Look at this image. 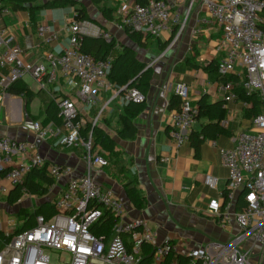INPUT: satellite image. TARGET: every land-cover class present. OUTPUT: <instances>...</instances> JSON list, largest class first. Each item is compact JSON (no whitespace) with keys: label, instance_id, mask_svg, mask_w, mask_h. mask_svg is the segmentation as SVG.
<instances>
[{"label":"built area","instance_id":"built-area-1","mask_svg":"<svg viewBox=\"0 0 264 264\" xmlns=\"http://www.w3.org/2000/svg\"><path fill=\"white\" fill-rule=\"evenodd\" d=\"M195 1H200L222 28L220 49L225 55L217 64L218 73L222 77L233 73L241 76L240 82L229 79L219 85L225 102L237 100V88L241 86L247 96L256 95L262 107L253 118V128L234 137L232 147L220 149L222 164L229 172L228 189L224 203L213 198L208 205L210 215L219 217L225 225L235 223L238 233L228 241L184 247L177 253L172 241L157 242L158 232L147 220L124 219L123 201L93 174L108 166V159L95 151L92 131L83 135L84 120L75 101L62 96L58 101L62 122L38 120L33 130L41 140L58 137L61 145L81 150L84 175L74 176L72 165L47 163L32 141L0 137V175L13 187L23 184L34 168H46L54 180L47 191V195L52 194V213H36L34 223L21 230L8 228L16 223L14 218L7 221L0 243V264H164L167 261L178 264L179 255L188 258L187 264H260L256 257L263 259L264 256V0H191L190 5ZM118 2L119 26L125 31L160 38L170 33L174 24L180 23V16L173 15L168 0ZM0 11L10 12L1 0ZM76 17L68 25L69 44L58 54L47 52L48 66L26 60L16 34L0 29V70H7L0 76V84L8 88L26 74L39 82L45 77L53 81L59 70L68 85L79 87L78 96L87 106L95 104L94 86L105 84L114 57L95 59L80 49L82 36L92 33L89 26ZM183 27L180 26V30ZM38 35L47 44L58 38V33L48 24L38 27ZM104 37L111 39L108 34ZM173 89L180 103L171 115V136L177 146H183L190 140L199 106L193 104L186 82L177 81ZM118 93L127 103L146 100L136 87L124 85L118 87ZM244 103L252 107L251 100ZM98 119L99 116L92 126ZM229 120L224 118L222 124L228 125ZM207 181L214 185V179ZM57 189L61 190L55 194ZM9 191L8 186H0V193ZM21 191L23 197L30 195L24 187ZM238 192L243 193V199L237 208ZM107 212L120 220L109 231L97 233L108 218ZM27 220L24 219L22 225ZM148 248L152 249V259L145 263L150 254Z\"/></svg>","mask_w":264,"mask_h":264},{"label":"crops","instance_id":"crops-1","mask_svg":"<svg viewBox=\"0 0 264 264\" xmlns=\"http://www.w3.org/2000/svg\"><path fill=\"white\" fill-rule=\"evenodd\" d=\"M75 1L74 5L43 8L35 13L34 20L26 8H10L8 13L0 11V29H9L16 34L26 60L43 63L45 66L49 65L45 57L47 52L58 54L69 44L71 32L68 25L77 15L76 18L89 26L92 34L87 36L108 34L115 39L117 46L113 55L120 52L123 46L133 48L138 59L152 68L145 109L134 119L137 134L130 139L119 137L120 117L126 113L127 102L118 93L116 84L107 78L104 85H95L96 102L87 106L78 96L79 87L68 85L57 70L53 81L45 77L39 82L30 74L18 80L29 90L31 100L28 107L24 94L15 93L0 84V137L32 141L47 163L72 165L75 168L74 176L84 175L85 162L81 158V150L61 145L58 137L41 140L33 130L35 121L45 123L49 108L59 109L60 97H71L80 110L84 126L93 124L99 116L96 125L116 141L111 151L96 145L95 151L105 156L109 165L102 171L95 170L93 174L104 186L112 188L123 201L124 219L147 220L150 227L158 232L157 242L172 241L178 249L177 253L184 247L230 240L239 231L237 225H225L219 217L210 215L208 205L213 198L225 202L229 172L222 164L220 149L232 147L234 137L253 128V115L250 116V112L255 106L253 102L252 107L247 106L244 102L249 100H242L240 95L231 102L224 100L219 85L225 81V77L217 70L218 62L225 55V51L220 49L221 26L212 19L200 1H195L191 6V0H168L173 15L180 16V23L174 24L172 31L160 38L152 36L149 47L142 48L119 26L121 18L117 13L118 0H104L105 5L115 8V20L106 19L101 11L103 3L97 4L94 0ZM127 1L132 3L136 0ZM81 8L86 10L91 19L81 18ZM41 24H48L58 33L53 43L43 42L38 35ZM182 25L184 27L180 30ZM167 42V46L162 48ZM6 72V69H1L0 76ZM232 75L241 77L235 73ZM177 81H184L190 86L193 104L198 105L201 100L208 104L222 101V107L227 110L226 117L230 119L228 125L222 126L223 132L215 138H206L198 149L192 145L191 140L183 146H177L171 136V115L180 103L173 89ZM256 106L260 112V103ZM209 121L208 116L199 117L192 132L200 131ZM209 178L214 179V185L208 183ZM7 182L0 175V186H8ZM129 183L145 198L142 207L135 206L128 197L125 185ZM60 190H55V194ZM8 193H0L1 230L7 228L10 218L17 219L9 214L26 215L47 203L52 205V194H30L10 204ZM236 197L238 208L243 193L238 192ZM25 218H21L19 226H22ZM256 258L260 264H264V256L263 259L259 256Z\"/></svg>","mask_w":264,"mask_h":264},{"label":"trees","instance_id":"trees-1","mask_svg":"<svg viewBox=\"0 0 264 264\" xmlns=\"http://www.w3.org/2000/svg\"><path fill=\"white\" fill-rule=\"evenodd\" d=\"M4 5L12 8H26L29 9L30 13L35 19V13L43 8H57L68 5H74L75 0H1ZM140 3H145L147 0H136ZM95 3L100 4L101 11L104 13L107 20H115L114 11L115 8L105 5L104 0H94ZM81 18L82 19H91L90 15L87 14L84 8H81ZM129 38L142 48H148L152 42V36H144L139 32H132L126 30ZM168 42L163 45L162 48L167 46ZM116 41L114 38L107 40L104 36L92 37V36H82L81 47L80 49L90 55L95 59L107 58L110 55H113V52L116 49ZM114 59L112 62L111 70L108 74V79L116 84L118 87L128 85L129 87L138 88L146 97L151 86L152 78V68L147 67V64L138 59L135 50L129 46H123L120 52L116 55H113ZM226 78V77H225ZM224 80H234L235 82H240V77L230 75ZM11 91L15 93L24 94L26 98V105L29 106L31 96L29 95V90L25 85H22L20 81L14 82L8 87ZM238 93L242 100H251L254 103V109L251 110L250 116L253 115V118L258 114V108L256 105H259L260 100L256 95L247 96L244 89L240 86L238 87ZM222 101L215 103H206L204 100H201L198 104L199 106V117L208 116L210 121L204 124L200 131H193L190 135V140L192 145L195 148H199V145L206 138H215L221 132H223L222 120L226 118L227 110L222 107ZM145 109V101L142 103L128 102L126 104V113L120 117L121 128L118 130L119 137L122 139L133 138L137 134V127L134 123V119ZM59 109L49 108L48 116L45 120V123L55 121L60 124L62 122L61 117L58 116ZM92 131L95 145H100L106 150H113L116 146V141L112 138L102 127L92 124L85 125L82 129L83 135H88ZM54 180L50 175H48L46 168H34L26 176L25 181L21 185H16L10 189L8 193V201L10 204H14L20 199L23 198V192L21 189L24 187L27 192L31 195H45L49 189V186L52 185ZM132 184H126L125 190L127 191L128 197L137 207H142L145 203V198L139 194L135 187L131 186ZM53 212V206L50 203L45 204L40 209H36L35 212H31L25 215V219L28 220L24 225L19 226L18 230L29 227L34 223V216L36 213H45L49 214ZM106 218L105 223L102 227L96 230L97 233L104 231H109L112 225L117 223L120 220V217L109 214ZM4 237L3 230L0 229V243ZM149 255L145 259V263H148L152 259V249L148 248ZM148 252V251H147ZM178 264H187L188 258L182 255L178 256ZM169 261L164 264H168Z\"/></svg>","mask_w":264,"mask_h":264},{"label":"rangeland","instance_id":"rangeland-1","mask_svg":"<svg viewBox=\"0 0 264 264\" xmlns=\"http://www.w3.org/2000/svg\"><path fill=\"white\" fill-rule=\"evenodd\" d=\"M87 1H90V0H87ZM149 63H150V62H149ZM7 183H8L9 190H10V188L13 187V186L11 185L10 182H7ZM9 216H15V217L17 218V219H15L16 223L8 227V228H10V229H14L15 227H18V226H19L20 221H21V218L24 217L25 214H23V215L9 214ZM1 224H2V223H1Z\"/></svg>","mask_w":264,"mask_h":264}]
</instances>
